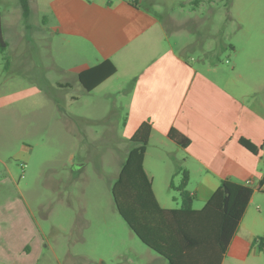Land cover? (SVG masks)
<instances>
[{
    "label": "rangeland",
    "instance_id": "1",
    "mask_svg": "<svg viewBox=\"0 0 264 264\" xmlns=\"http://www.w3.org/2000/svg\"><path fill=\"white\" fill-rule=\"evenodd\" d=\"M76 1L26 0L25 13L20 0H0L8 45L0 50V222H12L0 225V259L156 264L110 193L129 148L123 124L139 57L118 52L112 56L117 74L83 91L77 71L103 56L80 31L76 35ZM88 1L116 6L131 0ZM137 1L160 21L162 47L171 46L202 71L205 62L220 68L219 77L231 71L235 54L243 58L244 41L264 49V0ZM178 171L182 177L184 170ZM180 181L179 175L167 183L154 180L162 204L181 205ZM243 224V232L264 237L263 193H255ZM248 263L264 264V252Z\"/></svg>",
    "mask_w": 264,
    "mask_h": 264
},
{
    "label": "crops",
    "instance_id": "2",
    "mask_svg": "<svg viewBox=\"0 0 264 264\" xmlns=\"http://www.w3.org/2000/svg\"><path fill=\"white\" fill-rule=\"evenodd\" d=\"M150 10L142 8L137 0L122 1L116 6L112 2L76 1V35L80 31L103 56L97 64L84 65L77 71L78 84L89 93L114 77L118 69L112 56L120 51L128 58L139 57L140 66L127 91L123 138L128 142L142 123L151 126L143 167L151 179L156 201L164 209L181 207L162 204L153 188L156 178L166 183L175 175L181 178L178 170L188 174L186 190L192 197V210L202 209L224 178L258 188L221 261L253 264L248 263L249 257L264 252V237H255L251 230L243 232V222L255 193L264 194V49L254 46L251 39L244 41L242 60L239 62L235 54L232 70L219 77V67L205 62L207 70L202 71L171 46L163 48L161 23ZM105 60L115 66L116 73L86 91L79 75ZM172 130L189 140L187 147L169 139ZM240 140L250 142L257 152L247 151ZM10 213L12 218L16 216L14 211ZM11 223L3 220L0 225ZM257 238L262 239V248L254 244ZM22 248L19 245L16 253L21 254ZM154 255L156 260L163 259ZM10 259H0V263L13 264L8 262Z\"/></svg>",
    "mask_w": 264,
    "mask_h": 264
},
{
    "label": "trees",
    "instance_id": "3",
    "mask_svg": "<svg viewBox=\"0 0 264 264\" xmlns=\"http://www.w3.org/2000/svg\"><path fill=\"white\" fill-rule=\"evenodd\" d=\"M20 1L26 13V0ZM7 46L0 16V50ZM115 73V66L105 60L82 72L79 81L86 91H91ZM150 133L151 126L142 123L128 140L129 149L110 190L118 215L145 247L168 264H221L258 188L224 178L204 207L192 210V197L186 190L188 174L183 171L178 187L181 207L161 208L143 167ZM168 137L183 148L189 143L175 130L170 131ZM240 145L252 154L257 152V148L246 140H240ZM254 244L262 248V239H255Z\"/></svg>",
    "mask_w": 264,
    "mask_h": 264
}]
</instances>
